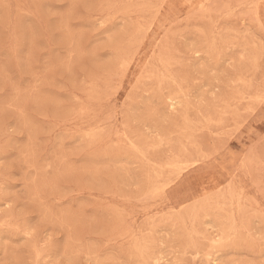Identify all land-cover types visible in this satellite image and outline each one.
<instances>
[{
  "label": "rangeland",
  "instance_id": "374dc122",
  "mask_svg": "<svg viewBox=\"0 0 264 264\" xmlns=\"http://www.w3.org/2000/svg\"><path fill=\"white\" fill-rule=\"evenodd\" d=\"M0 3V264H264V0Z\"/></svg>",
  "mask_w": 264,
  "mask_h": 264
},
{
  "label": "bare ground",
  "instance_id": "6f19581e",
  "mask_svg": "<svg viewBox=\"0 0 264 264\" xmlns=\"http://www.w3.org/2000/svg\"><path fill=\"white\" fill-rule=\"evenodd\" d=\"M2 1V0H1ZM189 2V1H188ZM1 4V3H0ZM17 16V15H16ZM19 16H21V15H19ZM128 20V19H127ZM142 39V38H141ZM143 41V40H142ZM142 44V43H141ZM136 58V57H135ZM132 62V61H131ZM132 64V63H131ZM165 78V77H164ZM178 103V102H177ZM217 105H219V104H217ZM87 133H90V132H87ZM89 136V135H88ZM133 144V143H132ZM131 144V145H132ZM132 147V146H131ZM134 147V146H133ZM147 162V161H146ZM196 163V162H195ZM193 165H195V164H193ZM176 166V165H175ZM184 166H186V165H184ZM177 168V167H176ZM161 175V174H160ZM97 182V181H96ZM163 188V187H162ZM161 189V188H160ZM164 193V192H163ZM152 194V193H151ZM168 194V193H167ZM158 203V202H157ZM220 206V205H219ZM197 216V215H196ZM196 218V217H195ZM195 220V219H194ZM235 223V222H234ZM232 226V225H231ZM118 232V231H117ZM189 233V232H188ZM231 233V232H230ZM122 234V233H121ZM222 237V236H221ZM230 239V238H229ZM223 240V239H222ZM118 241V240H117ZM221 241V240H220ZM224 241V240H223ZM222 241V242H223ZM221 243V242H220ZM141 264V263H140Z\"/></svg>",
  "mask_w": 264,
  "mask_h": 264
},
{
  "label": "snow or ice",
  "instance_id": "6c2138e0",
  "mask_svg": "<svg viewBox=\"0 0 264 264\" xmlns=\"http://www.w3.org/2000/svg\"><path fill=\"white\" fill-rule=\"evenodd\" d=\"M34 40H35V37H34Z\"/></svg>",
  "mask_w": 264,
  "mask_h": 264
}]
</instances>
